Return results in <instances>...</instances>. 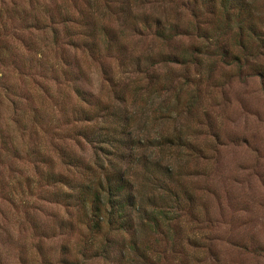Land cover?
<instances>
[{
	"label": "rangeland",
	"instance_id": "rangeland-1",
	"mask_svg": "<svg viewBox=\"0 0 264 264\" xmlns=\"http://www.w3.org/2000/svg\"><path fill=\"white\" fill-rule=\"evenodd\" d=\"M241 3L0 0V264H264V0ZM113 126L133 159L93 142ZM118 169L139 208L99 225L78 185Z\"/></svg>",
	"mask_w": 264,
	"mask_h": 264
},
{
	"label": "trees",
	"instance_id": "trees-1",
	"mask_svg": "<svg viewBox=\"0 0 264 264\" xmlns=\"http://www.w3.org/2000/svg\"><path fill=\"white\" fill-rule=\"evenodd\" d=\"M224 2L229 4L233 9H235V7H238L237 13L239 15L246 9L244 4L246 5L247 3H241V0H224ZM130 116L126 117V125L129 122ZM115 129H117V127L113 126V128H111L107 132H104L103 134H99V136L98 134H94L93 142H96L95 145L98 143V146H103V143H99V141H108L111 144L117 143L118 145L126 146L127 152L118 153L119 156H126L129 159H133V149L140 145V143H143L145 139H143L142 142L139 137H137L136 139L130 136L127 137L124 132H122L121 130L115 131ZM100 135L101 138H99ZM171 138V136L164 137V139L160 140V142L170 141ZM88 139L93 140V138L91 137H88ZM75 161L77 160L71 157L69 154L65 155L66 163L74 164ZM143 165L147 167L148 165L153 164H150V162L147 160H143ZM48 176L55 182H62L65 184H69L70 182H66L64 175H62L60 172L53 171L48 173ZM130 185L131 181L127 177L124 169L108 171L105 172L103 176L98 178L94 183L86 182L78 185L76 198L81 200V203L85 208L88 209L87 212H89L92 218H97V220H99L97 221L99 225L103 224L104 220L106 219V222L110 225H117L120 223L119 225L123 227L125 225L124 223H126V220L124 219L123 221H120L116 217H114L113 214H119L121 211H123L126 213V215H128L134 210H138L139 208V206L135 202L134 193L132 192V188ZM115 225L113 226L115 227ZM104 251L107 252V248H105Z\"/></svg>",
	"mask_w": 264,
	"mask_h": 264
}]
</instances>
